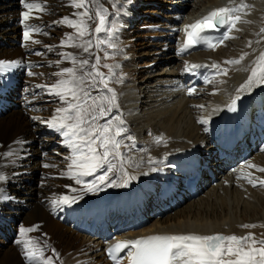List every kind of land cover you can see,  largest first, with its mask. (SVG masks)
Masks as SVG:
<instances>
[{"label": "bare ground", "instance_id": "bare-ground-1", "mask_svg": "<svg viewBox=\"0 0 264 264\" xmlns=\"http://www.w3.org/2000/svg\"><path fill=\"white\" fill-rule=\"evenodd\" d=\"M112 1L114 2L97 4L98 0H94L89 6L92 14L98 7L107 8L110 14L109 22L115 23L119 28L116 33V56L122 82L116 81L110 83V86L120 91L118 102L128 117L124 118L123 114L127 127L141 124L137 134L145 140L140 142L137 149L128 151L122 148L138 165L128 167L130 174L135 175L137 179L131 181L127 187L101 186V190L95 193L81 192L79 194L83 199L73 205H53L54 198L76 194L67 186L83 189L84 185H77L74 180L64 175L68 164L71 163L72 150L64 144V137L42 122L56 114L55 109L61 106V102L57 97L35 86L51 85L58 79L53 73L73 66L70 60H63L59 53L71 52L78 57L87 55L82 54L79 48L61 47V41L66 35L74 34L75 30L67 25L54 23L64 16L78 19L73 13L79 10L70 6V0H37L43 5L46 4V10H34L33 18L28 21L29 24L42 28L41 33H33V39L40 41V44H35L23 40L20 14L24 9L21 0H0V37L11 40L7 45L0 47V59L22 61V67L14 69L10 77L8 76L9 79L15 77L17 83L8 82L7 87L0 92V175L6 177L0 181V189L10 197L0 201V264H25L23 259L27 264H38L36 260L30 262L25 256L26 249L22 244L16 243L21 239L20 227L39 226L27 236L37 248H43L45 257L53 256L55 259L52 252V249H55L59 254L55 264H111L103 249L107 246L106 243L116 238H133L140 235L143 238L155 232H169L172 235H211L214 232H223L225 235L243 237L253 235L254 229L264 227V210H257L255 207L258 201L264 203V185L258 183L259 180H264V172L258 170L264 167V131L254 127L255 134L244 138L236 147L238 152L225 154L216 150L209 136L218 124L214 122V114L221 112L226 103L229 102L230 105L237 94L243 97L242 102L250 105L245 111L244 124L255 125L259 121L264 124V119L259 118L258 111L264 109V85L238 93L240 86L247 81L256 57L264 52V33H261V29H264V0H244L250 7L241 13V17L247 21L240 22L239 30L234 29L229 34L230 37H235L233 40L229 38L230 41L227 39L228 41L210 51L206 50V47L198 51L203 47L199 45L193 52L182 53H190L188 56H181L180 48L176 47L182 46L186 39L185 25L201 20L212 7L221 4L220 0H180L176 11L169 18H165V21L162 16L154 15L141 25L137 24L136 30L130 27L136 20L137 0ZM229 1L235 6L239 0ZM153 12L160 13L161 10ZM157 26L169 27L168 37L171 42L166 49L147 48L150 47L147 46L149 37L165 36L164 30L157 29ZM56 29L57 35L52 34ZM213 35L219 36L220 33ZM250 40L253 43L248 47ZM258 40L261 42L257 43ZM25 43L29 46L24 47ZM36 51L43 54L37 56L34 54ZM165 51L169 52L168 71L163 74H148L149 76H145V82H141V67L159 63ZM93 52L97 53L95 49ZM244 53L248 55L240 64H224V61L238 59ZM92 59L94 60V56ZM57 60L61 61L59 65L55 63ZM201 61L210 66L204 65L196 70H209L210 76H204L205 83L189 87L196 89L195 93L189 95L185 86L194 77L190 78L191 71L185 69L188 65ZM29 63L42 65L33 69L42 75L28 76ZM212 64L227 68L228 74H217L218 70L213 69ZM176 73L183 76L177 80L180 74ZM187 97L190 99L187 100ZM195 105H204V108L194 107ZM242 105L237 103L238 108ZM145 107H148L149 111L143 115L141 111ZM241 112L243 113V110ZM32 117L40 119L33 120ZM201 117L209 118V123L201 124ZM146 125H150L146 129L155 135L151 139L145 138L142 133V127ZM158 136H163L164 142L156 143L155 138ZM21 140L27 143H16ZM125 143L130 142L125 140ZM260 150L262 152L258 153ZM5 152L13 154L3 156L2 153ZM57 153L68 156L63 161L60 159L61 162L56 158ZM171 154L176 155L175 158H172ZM196 154L200 155L193 160ZM222 154L225 156L220 157ZM201 157L208 159L214 170H222L216 175L217 185L208 186L204 198L198 196L199 198L190 199L192 197H188L187 192L183 193L171 207L177 208L187 200L192 201L190 205L164 217V206L169 196L173 197L174 192L168 189L167 183L173 182L174 177L179 178L185 169L191 177L198 174L199 169L203 168V165L198 167V163L207 164V160ZM44 163L56 166L44 168ZM249 164H254L257 168H250ZM153 168H158V171H152ZM100 174H103V170L95 175ZM95 175L83 177V180L92 182ZM118 176L117 172L110 175V179L116 180ZM246 176L256 180L257 186L250 184L248 179L244 178ZM145 181L147 183H144ZM204 191L205 189L200 194ZM17 192L23 194L18 195ZM158 198L164 201H157ZM106 201L112 203L111 208L115 212V216L109 215L108 225H130L128 233L120 230L113 232L108 226V230L115 235L111 237L106 229L101 233L95 230L98 215L107 208ZM240 208L244 212L241 215L238 212ZM145 211H148V215ZM136 221L138 223L133 224ZM245 224L256 227H241ZM90 231L92 232L89 233ZM85 233H97L103 239H91L92 237L88 238ZM121 264H129V261L125 258Z\"/></svg>", "mask_w": 264, "mask_h": 264}, {"label": "snow or ice", "instance_id": "snow-or-ice-1", "mask_svg": "<svg viewBox=\"0 0 264 264\" xmlns=\"http://www.w3.org/2000/svg\"><path fill=\"white\" fill-rule=\"evenodd\" d=\"M94 0H70V6L79 10L73 13L78 19L64 16L61 20L55 21L57 24H64L75 30L74 34L66 35L61 41V47L69 46L82 50L86 56L73 55L71 52H62L59 55L63 60H70L72 67H64L60 71L53 73L58 79L51 85L37 84L35 87L43 89L49 95H53L61 102V106L55 109V115L51 119L42 121L47 126L57 131L64 137V144L72 150L70 157L71 163L68 164L65 176L75 181V184H83V189L67 186L75 195H61L52 200L53 205H73L83 199L79 193H95L105 187H127L129 183L137 177L130 174L128 167L138 165L135 161L122 151V148L131 151L135 148V137L128 134L129 129L120 111L118 94L110 83L115 79L122 82V78L116 76L115 68L119 65L101 64L100 55L97 52L102 49H117L118 41L116 33L119 28L115 23L108 20V9L98 7L94 14L90 4ZM24 11L21 12L20 23L23 25V40L40 44V41L33 39V33H41L42 28L37 25L29 24L33 18V11L43 12L46 6L37 0H21ZM122 7V5L120 6ZM250 5L241 3L231 7H220L211 11L201 20L189 25H185L184 32L186 39L181 46L183 53L197 47L206 46L215 49L218 45L230 37V33L236 28L237 23L241 22V13ZM114 15V14H113ZM92 20L96 26L90 28L88 21ZM221 29H224L221 32ZM220 33L219 36L213 35ZM264 33V29H261ZM47 34V33H45ZM101 34H104L103 37ZM87 37V38H86ZM94 37V38H93ZM260 43L261 41H256ZM253 41H248V47L252 46ZM28 43L24 47H28ZM50 48V46H49ZM35 55L43 53L36 51ZM248 55L244 53L240 58L226 60L224 64H240ZM94 56V60L92 57ZM104 56L109 53L104 51ZM57 65L60 60L55 61ZM42 65H27V75L35 77L42 75L33 71L35 67ZM22 67L20 60L0 59V92L8 85V76L14 69ZM101 67L107 68L108 73L101 71ZM202 67L197 64H190L186 71H192ZM213 69H217L220 75H227L228 69L221 68L219 64H212ZM211 83V81H209ZM264 85V52L256 57L251 67L247 81L240 86L238 93L251 90L254 86ZM196 92L195 88L188 89V94ZM241 99L239 94L232 99L228 105L230 111H237V101ZM203 109L204 105H195ZM39 120V117H32ZM103 121V122H102ZM201 124H208L209 118L201 117ZM129 141L130 143H125ZM156 143L164 142L163 136L155 138ZM17 144L24 145L26 141H17ZM11 152L2 153L3 156L12 155ZM45 155V154H42ZM151 162V161H149ZM44 163V168L55 167ZM250 168H257L254 164L248 165ZM103 170V174L95 175ZM153 168L152 171H156ZM264 172V167L258 169ZM119 173L116 180L110 179V175ZM92 182H85L83 177L94 176ZM254 187L257 181L250 177H244ZM4 175H0V181L5 180ZM118 181V182H117ZM260 185H264V180H259ZM10 197L0 189V201ZM38 225L32 227H20L19 234L21 239L17 244H22L26 249L25 256L31 262L36 260L38 264H55L59 254L55 249L53 256L45 257L43 248H37L34 242L28 238L27 234L38 229ZM243 228H254L256 225L245 224ZM256 245H260L257 247ZM125 257H119V253L125 252ZM108 256L121 264L123 259H127L129 264H264V239L257 240L252 234L247 236L237 235H197V234H178V235H151L139 239L118 241L107 249Z\"/></svg>", "mask_w": 264, "mask_h": 264}, {"label": "rangeland", "instance_id": "rangeland-1", "mask_svg": "<svg viewBox=\"0 0 264 264\" xmlns=\"http://www.w3.org/2000/svg\"><path fill=\"white\" fill-rule=\"evenodd\" d=\"M136 1V0H135ZM180 0H174V2H172V0H137L136 1V7H137V9H136V14H135V21H134V25H132V27H130V28H132L133 30H136V28L135 27H137V24L138 25H141L143 22H145V21H147V20H149L151 17L153 18L154 17V15L156 16V15H158L159 17L160 16H162L161 18L163 19V21H165V18H169V16H171L172 14H173V12H175L176 11V5L178 4V2H179ZM109 2H111V3H113L114 1H112V0H98V3L97 4H100V3H109ZM138 2V3H137ZM46 5V4H45ZM166 6L168 7L167 9H166ZM160 7L162 8V9H160ZM171 7V8H170ZM153 10L154 11H160L161 10V12L159 13V12H153ZM165 14V15H164ZM168 16H167V15ZM110 18V14L108 15V20H110L109 19ZM151 18V19H152ZM144 20V21H143ZM140 22V23H139ZM88 24L90 25V27H92V28H94L95 26H96V24L92 21V20H89L88 21ZM134 27V28H133ZM157 29H160V30H164V32H165V36H163L162 35V37L161 36H158V37H149V39H150V41L148 42V44H147V46H150V47H147V48H150V49H152V48H157V49H159L160 47L161 48H165L166 49V47L170 44V37H168V32H169V27H167V28H164L163 26H157ZM57 29L55 30V33H52V34H55V35H57ZM103 35L104 34H101V36L103 37ZM167 36V37H166ZM158 38V39H157ZM165 39V40H164ZM9 41H11L10 39H6V38H2V37H0V47L1 46H5V45H7L8 44V42ZM160 42V43H159ZM149 43H151V45L149 44ZM154 43V44H153ZM236 43V42H235ZM229 46H230V44H229ZM233 47H234V45H233ZM39 48V47H38ZM230 49H231V47H229ZM140 50H143V49H140ZM104 51H107L108 53H109V57H105L104 56ZM148 52V51H147ZM115 53V54H114ZM96 54H98V55H100V57H101V64H109V65H118V63H119V61H118V58H117V56H116V49L114 50V49H102V50H100L99 52H97ZM167 56H169V52L168 51H165L163 54H162V60L159 62V63H155V64H152V65H150V66H145V67H141V69H142V72L140 73V74H142V77H140V79H142L141 80V82H145V76L147 77V76H149V75H156L157 73L158 74H163V72L165 73V72H167L168 71V67H167V63H168V59H166L167 58ZM166 60V61H165ZM108 61V62H107ZM149 68V69H148ZM107 68H103V67H101V71H103V72H105V73H108V69H107V71H105ZM115 69H117V70H115ZM114 69V71L116 72V76L117 77H120L121 76V72H119V70L120 69H118V68H115ZM149 70V71H148ZM118 72V73H117ZM156 73V74H155ZM149 74V75H148ZM144 75V76H143ZM9 77H10V75H9ZM9 77H8V82L9 83H11V84H16L17 83V80L15 79V77H11L10 79H9ZM143 78H144V80H143ZM116 82V80L114 79L112 82H111V84H113V83H115ZM163 84H164V82H163ZM162 85V84H161ZM207 88V87H206ZM206 91V90H205ZM117 92V94H118V96L119 95H121L120 94V91L119 90H117L116 91ZM202 94H204V91L202 92ZM207 95V94H206ZM199 98V97H198ZM149 107V106H148ZM148 107H145V108H142V110L143 111H141L142 112V114L143 115H146L147 114V111H149V110H147V108ZM120 111L124 114V111H123V108L122 107H120ZM146 111V112H145ZM140 112V110L138 111V113ZM141 114V115H142ZM130 115V114H129ZM128 115V116H129ZM124 118H128V117H126L127 115H125L124 114ZM139 125H141V124H134V125H131L130 127L128 126V129H129V132H128V134H131V135H133L134 137H136L135 138V148L137 147H139V144H140V142H142L143 140H145L144 138H142V137H140L137 133L139 132V127L141 128V126H139ZM150 125H146L145 127H142L143 129H142V133H143V135L145 136V138H147V139H151V138H153L155 135H154V133L153 132H151V131H149V130H147L146 128H148ZM144 131V132H143ZM132 132V133H131ZM136 132V133H135ZM210 139V138H209ZM141 140V141H140ZM211 142V141H210ZM138 145V146H137ZM136 148V149H137ZM50 150H51V148H50ZM56 155V158L59 160V161H63L65 158H67V154H63V156H62V154H55ZM262 155H264V153L262 154ZM252 156H250V158H251ZM61 159V160H60ZM61 161V162H62ZM215 171H217L216 169H215ZM264 174V173H263ZM218 175V174H217ZM217 177V176H216ZM218 181V180H217ZM212 186H215L214 184H212ZM207 190H205L204 191V193L202 194H200L199 196H203L202 198H204L205 196H206V192ZM18 193V192H17ZM22 195L23 193H18V195ZM120 194H122V192L120 193ZM199 198V197H198ZM186 202V201H185ZM184 202V204L180 207H177L175 210H173V211H171V212H169V213H164V217L166 216V215H170V214H174L176 211L177 212H179L180 210H183L184 208H186L188 205H190V202H192L191 200H187V202L185 203ZM262 201H260V203H259V201L256 203L257 204V206H255L256 207V209L257 210H260V209H262V210H264V203L262 202ZM263 205V206H262ZM238 212H239V215H241V213L243 212L242 211V209L240 208L239 210H238ZM244 213V212H243ZM249 223V222H248ZM1 229V228H0ZM1 231V230H0ZM111 231H113L114 232V230L113 229H111ZM2 232V231H1ZM92 231H90L89 233H91ZM127 232V231H126ZM84 235H86V236H88V238L89 237H92L91 239H93V238H97V239H99V237H100V234H97L96 233V235H89L88 233H85ZM253 237L255 238V239H257V240H261V239H264V227H261V228H257V229H254V232H253ZM97 239H95L96 241H98ZM257 247H259L260 245H256Z\"/></svg>", "mask_w": 264, "mask_h": 264}, {"label": "water", "instance_id": "water-1", "mask_svg": "<svg viewBox=\"0 0 264 264\" xmlns=\"http://www.w3.org/2000/svg\"><path fill=\"white\" fill-rule=\"evenodd\" d=\"M215 234H222V233H215ZM214 235V234H213ZM223 235V234H222Z\"/></svg>", "mask_w": 264, "mask_h": 264}]
</instances>
